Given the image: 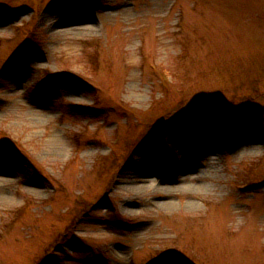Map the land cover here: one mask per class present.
I'll return each mask as SVG.
<instances>
[{"label": "rangeland", "instance_id": "rangeland-1", "mask_svg": "<svg viewBox=\"0 0 264 264\" xmlns=\"http://www.w3.org/2000/svg\"><path fill=\"white\" fill-rule=\"evenodd\" d=\"M178 259L264 264V0H0V264Z\"/></svg>", "mask_w": 264, "mask_h": 264}, {"label": "bare ground", "instance_id": "bare-ground-1", "mask_svg": "<svg viewBox=\"0 0 264 264\" xmlns=\"http://www.w3.org/2000/svg\"><path fill=\"white\" fill-rule=\"evenodd\" d=\"M68 27L69 28H65L64 29L65 31H62V33L63 32H67L68 33L69 31H72V30H84L83 27H77V28H75L73 26L72 27L68 26ZM144 170H145L144 173L134 174V176L132 177V180L128 183V186L130 187L131 191H134L139 196L146 197L150 191H149V187L146 184L147 177H148V170L146 168H143L142 172ZM182 189H183V187H182ZM177 190L181 191V188L180 189H176V192H177ZM160 192H162V190L159 189L157 191H154L153 194H155V197H160ZM164 193L168 194V195H171V194L175 193V191L174 190L172 192L171 191H167V192H164ZM151 202H152V200H151ZM153 204H154V206H156L155 208L164 209V210H171V209H173L175 207L174 204L171 201H162V202H158V203L153 202ZM193 206L194 205L192 203L189 204V207L193 208Z\"/></svg>", "mask_w": 264, "mask_h": 264}, {"label": "trees", "instance_id": "trees-1", "mask_svg": "<svg viewBox=\"0 0 264 264\" xmlns=\"http://www.w3.org/2000/svg\"><path fill=\"white\" fill-rule=\"evenodd\" d=\"M184 116V115H182ZM212 119L218 120V122H216L218 125L222 126V122L224 123L225 118L222 115H214L213 117H211ZM224 125V124H223Z\"/></svg>", "mask_w": 264, "mask_h": 264}, {"label": "snow or ice", "instance_id": "snow-or-ice-1", "mask_svg": "<svg viewBox=\"0 0 264 264\" xmlns=\"http://www.w3.org/2000/svg\"><path fill=\"white\" fill-rule=\"evenodd\" d=\"M176 264H180V261H179V259L176 261Z\"/></svg>", "mask_w": 264, "mask_h": 264}]
</instances>
